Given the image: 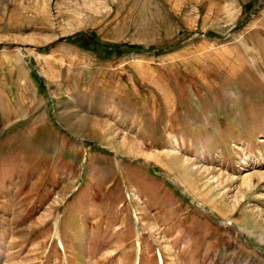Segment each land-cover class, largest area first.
Wrapping results in <instances>:
<instances>
[{"label":"rangeland","instance_id":"1","mask_svg":"<svg viewBox=\"0 0 264 264\" xmlns=\"http://www.w3.org/2000/svg\"><path fill=\"white\" fill-rule=\"evenodd\" d=\"M0 264H264V0H0Z\"/></svg>","mask_w":264,"mask_h":264},{"label":"trees","instance_id":"2","mask_svg":"<svg viewBox=\"0 0 264 264\" xmlns=\"http://www.w3.org/2000/svg\"><path fill=\"white\" fill-rule=\"evenodd\" d=\"M124 49H136L139 48V46L135 45V46H127V45H123Z\"/></svg>","mask_w":264,"mask_h":264}]
</instances>
